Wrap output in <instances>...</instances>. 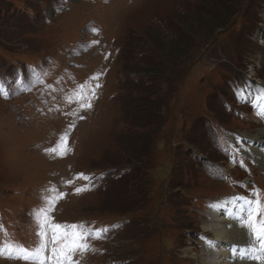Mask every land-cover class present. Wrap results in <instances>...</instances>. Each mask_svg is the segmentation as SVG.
<instances>
[{
	"label": "rangeland",
	"instance_id": "1",
	"mask_svg": "<svg viewBox=\"0 0 264 264\" xmlns=\"http://www.w3.org/2000/svg\"><path fill=\"white\" fill-rule=\"evenodd\" d=\"M259 91L264 0H0V248L55 187V222L109 229L79 264H202L215 199L264 204Z\"/></svg>",
	"mask_w": 264,
	"mask_h": 264
},
{
	"label": "snow or ice",
	"instance_id": "2",
	"mask_svg": "<svg viewBox=\"0 0 264 264\" xmlns=\"http://www.w3.org/2000/svg\"><path fill=\"white\" fill-rule=\"evenodd\" d=\"M96 30L93 29V32ZM93 44L97 41H93ZM98 78V77H97ZM97 84L95 88H99ZM92 97H95V89L91 90ZM85 97H80V107L91 108V97L89 102H84ZM83 119V117H81ZM71 127V126H70ZM68 132H65L59 139V142L52 148L45 149L47 153H53L60 157L67 154L68 150ZM76 179H83L86 182L92 180V177H87L83 173H79ZM73 181H67L71 184ZM92 185L85 187H77L74 189V194H80L83 191L91 190ZM50 195L45 198L46 207H43L36 214L37 237L39 242L34 249L25 248L24 246L9 247L8 249L0 248V256L8 251L10 259H21L25 264H79L75 258L77 253L81 255L90 250L91 245L89 239L102 238L109 229L96 228L91 229L83 224L77 223H57L52 216L56 204L65 198L66 193L58 191L55 187L49 189ZM247 203V202H245ZM242 227L249 230L251 238L260 243L261 249H264V204L259 199L252 202V206L248 211L245 221L242 222ZM233 248V251H237ZM256 264L264 262V255H253L250 257Z\"/></svg>",
	"mask_w": 264,
	"mask_h": 264
},
{
	"label": "bare ground",
	"instance_id": "3",
	"mask_svg": "<svg viewBox=\"0 0 264 264\" xmlns=\"http://www.w3.org/2000/svg\"><path fill=\"white\" fill-rule=\"evenodd\" d=\"M260 93L263 92L259 91L257 99L260 108L264 109V95H260ZM260 99H263V102ZM251 138L253 144L244 147L245 154L254 161L255 165L258 163L264 167V128ZM241 145L243 144L241 143ZM215 201V205L211 207H215L214 210L217 213L212 214V209H210L207 222L203 225L204 231L210 236L201 243L202 248L199 256L201 263L256 264L250 257L264 255V249H261L258 241L251 238L249 230L241 226L242 222L246 220V212L250 209V202L245 201L240 196L236 197V195L217 198ZM234 247L238 250L233 251Z\"/></svg>",
	"mask_w": 264,
	"mask_h": 264
}]
</instances>
